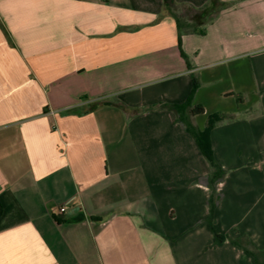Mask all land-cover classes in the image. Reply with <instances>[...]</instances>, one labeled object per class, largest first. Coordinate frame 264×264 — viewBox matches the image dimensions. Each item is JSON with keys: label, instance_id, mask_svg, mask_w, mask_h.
<instances>
[{"label": "crops", "instance_id": "obj_1", "mask_svg": "<svg viewBox=\"0 0 264 264\" xmlns=\"http://www.w3.org/2000/svg\"><path fill=\"white\" fill-rule=\"evenodd\" d=\"M193 78L214 229L258 244L264 0H0V264H254L165 107Z\"/></svg>", "mask_w": 264, "mask_h": 264}, {"label": "trees", "instance_id": "obj_2", "mask_svg": "<svg viewBox=\"0 0 264 264\" xmlns=\"http://www.w3.org/2000/svg\"><path fill=\"white\" fill-rule=\"evenodd\" d=\"M173 15L177 20L178 27L181 28L182 23L180 18L176 14ZM181 44H182V40L180 36L179 46L181 49V56L185 60L187 67L191 69V65L189 63L188 57L184 53ZM196 91H197V85L195 84V80L193 78V89L187 101L184 104L166 105L165 107L175 112V114L178 116L179 122L184 126L188 134H190L193 137V139L195 140L198 146L200 153L207 160V162L211 167V173L203 181V183L210 190V197L208 200V206L210 209V216L208 218V223L210 229L214 234L216 243H224L225 241H230L236 248L241 249L246 253H248L249 255H251L253 257L254 264H264L261 255L256 251L254 252L252 250V247H254L252 243H249L248 241L245 240L242 241L241 238L233 239L230 236L218 234L214 229L213 218H214L215 210L223 197L222 194L218 192V185L225 179L227 172L215 159L209 132H202L192 124L191 117L203 113V109L201 107H193V100Z\"/></svg>", "mask_w": 264, "mask_h": 264}, {"label": "rangeland", "instance_id": "obj_3", "mask_svg": "<svg viewBox=\"0 0 264 264\" xmlns=\"http://www.w3.org/2000/svg\"><path fill=\"white\" fill-rule=\"evenodd\" d=\"M180 13H183L180 11ZM227 174V173H226ZM222 200V199H221ZM218 207V206H217ZM231 237V236H230ZM233 238V237H232ZM236 239V238H233ZM242 241H248L249 243H252L254 247H252V250L257 253H259L262 257V260L264 262V239H262L258 244L254 243L252 240H250V237L244 234V236L241 237ZM248 254V253H247ZM251 256V255H250ZM252 257V256H251ZM253 258V257H252Z\"/></svg>", "mask_w": 264, "mask_h": 264}]
</instances>
